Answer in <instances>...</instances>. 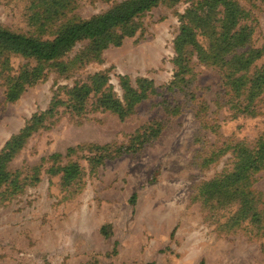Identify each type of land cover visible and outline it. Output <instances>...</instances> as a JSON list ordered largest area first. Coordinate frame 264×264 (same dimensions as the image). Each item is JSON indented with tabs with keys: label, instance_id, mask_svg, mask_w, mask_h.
<instances>
[{
	"label": "rangeland",
	"instance_id": "374dc122",
	"mask_svg": "<svg viewBox=\"0 0 264 264\" xmlns=\"http://www.w3.org/2000/svg\"><path fill=\"white\" fill-rule=\"evenodd\" d=\"M124 1L70 0L62 15L43 20L47 0H0V27L52 39L65 22ZM203 1L158 2L97 57L86 54L89 41L82 40L56 61L0 58V150L57 100L7 162L0 264H264V215L255 221L256 209L231 192L206 193L209 182L233 171L236 144L253 148L264 138V90L255 113L238 114L220 68L190 47L183 59L189 71L174 78L175 39L192 24L187 11ZM232 1L235 28L249 33L236 52H256L239 72L250 79L264 73V0ZM33 68L38 78L8 98L12 77ZM94 73L106 75L104 87L120 100L122 82L137 90L149 84L145 98L122 117L92 99L72 111L69 89ZM68 165L72 175H64ZM248 184L264 208V167Z\"/></svg>",
	"mask_w": 264,
	"mask_h": 264
},
{
	"label": "trees",
	"instance_id": "16d2710c",
	"mask_svg": "<svg viewBox=\"0 0 264 264\" xmlns=\"http://www.w3.org/2000/svg\"><path fill=\"white\" fill-rule=\"evenodd\" d=\"M160 1L162 0H126L89 19L65 22L52 39L42 40L0 27V58L6 60V56L14 53L33 57L39 61H56L82 40L89 41L86 54L97 57L102 48L110 44L119 45L124 33H132L128 31L131 20ZM45 5V9L39 15L43 20H52L63 14L65 8L70 5V0H47ZM238 13L239 9L232 0H204L198 7L187 11L186 15L189 17L187 19L192 24H183L175 39L174 61L180 71L174 75V78L181 80L183 78L179 77V74L189 71L183 59L186 47H190L197 53L200 61L220 68L224 83L229 86L228 90L231 92L228 95L234 99L229 108L234 109L238 114H253L258 108V102L261 101L259 96L264 90V73L257 72L250 79H245L244 74H239L241 70L248 69L256 52L250 53L251 50L239 54L236 52V49L244 46L249 39V33L245 28H235ZM199 35L203 41L198 40ZM38 76L35 68L31 71L23 70L13 76V82L7 86V97L10 99L16 97L24 83L33 82ZM107 82L108 78L105 74L94 73L90 76L89 82L70 88L68 95L72 111L80 113L84 104L92 99L97 107L109 109L120 117L125 116L134 102L145 98V87L149 85L137 90L122 82L123 98L120 100L110 86L104 87ZM141 82L146 81L141 80ZM172 84L177 83L172 81ZM56 104L57 100L54 99L48 110L42 114L32 115L24 128L4 144L0 150V184L10 179L6 169L7 162L22 146L29 133L41 125L45 115L53 111ZM142 135H145V131ZM233 150L236 153L233 171L222 174L215 182H209L206 193L212 195L217 191L222 194L231 192L243 207L249 205L256 209L253 216L255 221L259 222L264 215V208L259 207L256 197L246 187H249L250 175L264 167V138L259 139L253 148L236 144ZM74 168V165L66 166L64 175H72L70 171Z\"/></svg>",
	"mask_w": 264,
	"mask_h": 264
}]
</instances>
